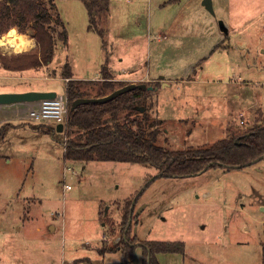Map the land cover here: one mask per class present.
Masks as SVG:
<instances>
[{
  "label": "rangeland",
  "instance_id": "374dc122",
  "mask_svg": "<svg viewBox=\"0 0 264 264\" xmlns=\"http://www.w3.org/2000/svg\"><path fill=\"white\" fill-rule=\"evenodd\" d=\"M111 1L112 27L109 31L105 20L101 28V56L113 54L121 79L145 76L155 60L160 29L196 25L191 38L180 35L166 42L165 66L171 68L174 60L178 75H168L176 81L147 103L161 122L160 145L171 151L205 148L232 130L244 133L264 122V0H213L216 16L191 10V20L185 0ZM58 11L64 19L60 3ZM67 30L76 51L82 34ZM6 35L33 40L31 28L25 34L30 38L18 28L0 39ZM32 48H0V55L12 58ZM133 64L135 71H123ZM0 75H10L1 63ZM34 83L40 88L52 84L64 94L60 81ZM46 124L36 128L46 131ZM9 130L0 146V264H127L123 247L110 249L121 244L130 201L132 238L185 244V254L157 255L159 264H264V159L245 168L156 178L159 170L142 164L64 162L65 134L57 142L30 129ZM143 259V247L136 246L130 264H143Z\"/></svg>",
  "mask_w": 264,
  "mask_h": 264
},
{
  "label": "trees",
  "instance_id": "16d2710c",
  "mask_svg": "<svg viewBox=\"0 0 264 264\" xmlns=\"http://www.w3.org/2000/svg\"><path fill=\"white\" fill-rule=\"evenodd\" d=\"M85 3L90 13V27L96 28L97 17L107 9L108 1L86 0ZM12 28H18L23 35L31 28L32 37L37 43L31 51L12 58L0 55L2 67L12 72L39 69L51 63L56 41H68V31L58 13L56 0H0V36L9 33ZM102 74L103 81L100 82L79 81L72 79L70 65L64 68V77L70 78L66 87L69 103L64 133L67 138L64 152L66 162L136 163L158 169L156 178H187L212 168H245L264 159V122L244 133L232 130L227 138L209 147L168 150L158 143L161 122L151 115L147 104L151 91L148 89L136 88L105 103H90L72 109V104L77 99L103 97L126 85L124 82L114 81L115 77L107 65L102 67ZM142 108L145 110L142 111ZM6 127L8 126L1 129L0 139ZM49 128L52 132L55 129L53 126ZM156 178L146 183L145 189ZM131 204L132 201L123 217L121 246L110 250L123 247V252L129 257L127 264H130L136 246L143 247V264H159L157 255L162 253L185 254L183 242L139 243L137 238H132Z\"/></svg>",
  "mask_w": 264,
  "mask_h": 264
},
{
  "label": "crops",
  "instance_id": "0c3cea01",
  "mask_svg": "<svg viewBox=\"0 0 264 264\" xmlns=\"http://www.w3.org/2000/svg\"><path fill=\"white\" fill-rule=\"evenodd\" d=\"M107 9L101 13V16L97 17V27L91 28V20H90V13L86 6V0H56V6L58 10V4H62L65 13V20L61 17V14L59 13L63 24L66 29H72L73 32L81 33L82 34V42L81 47H76L78 50H74V45L72 43V37H70V33H68V41L66 43L61 42L60 40L56 41L55 50H54V57L51 63H48L44 66H42L39 69H33V70H27L24 72H12L9 70H6L10 75H0V80H8L5 83L9 84H0V93H21V92H28V91H54L58 94L56 89L52 84L46 85L47 87L40 88L43 85L36 84L34 81H60L64 88V94L63 96H66V87L69 82L70 78H66L63 75V71L66 65H70L72 68L73 78L74 80L79 81H96L100 82L103 81V74H102V68L104 65H107L109 67V70L111 74L115 77L114 81L119 82H127L130 83H148V82H156L157 85H153V90L151 91V96H157L163 94L164 87H170L171 83L176 81L174 77H170L168 75H178V73L175 71L176 64L174 60L172 61L174 66L171 68L168 66H165V57L167 54L166 51V42H176L177 36L182 35L183 37L191 38V31L193 29H196V25L191 26L192 23L188 27H182L177 28V26H169L168 28L160 29L159 33L155 36L156 40V51H155V60L153 63L150 62L147 72L145 76L140 77H131V78H124L121 79L117 75V69L114 67L112 63V57L113 54L110 52H104V55L101 56V49H104V40L101 35H99V31L101 32L102 26L104 27V23L108 22V28L109 31L112 27V23H110V19L112 18V1L107 0ZM183 0H170L167 4H176V3H182ZM186 3H184V8L189 10L190 20H191V10H195L200 12L203 16H206L207 10L202 5V0H185ZM85 4V5H84ZM166 4V5H167ZM165 5V6H166ZM184 9V10H185ZM76 10V11H75ZM186 11H184L181 15ZM205 12V13H204ZM208 14V13H207ZM78 15L81 16V24H75L76 19L78 18ZM181 15L179 14L177 19L178 23L182 19ZM70 16V18H68ZM208 16V15H207ZM89 17V24L84 23L83 19H86ZM106 20V21H105ZM185 22V21H184ZM73 27V28H71ZM104 29V30H107ZM69 32V30H67ZM108 31V32H109ZM181 31V32H180ZM97 32V33H96ZM185 32L188 33L185 35ZM34 40V45L31 46V48H35L37 43ZM32 48V49H33ZM2 49V48H1ZM98 49V50H97ZM112 49V47L110 48ZM26 51V50H25ZM106 51V50H105ZM80 58L82 60H80ZM97 62V66L94 67V65ZM138 64V63H136ZM134 65L125 66L123 71L125 73L130 72L132 73L135 71ZM155 65H163L161 67L156 66L155 68L153 66ZM154 69V70H152ZM28 71H44L45 75H23L25 72ZM88 75V76H87ZM95 75V76H94ZM30 80L33 81V84H27L24 81ZM160 82V83H159ZM35 103H19V104H12V105H0V131L4 126L6 127V130L4 131L3 136L0 139V146L5 141V137L8 133L9 129H23L27 130L30 129L33 134L37 133H44L46 135H50L52 138V141H55V139L60 140L61 134H64L63 132L57 131V125L55 123H47L49 127L53 126L55 129L52 132L51 128H48L46 131H44L42 128L37 125H40L41 123H33L29 122L28 119V110L34 106ZM155 110V109H154ZM51 130V131H50ZM10 131V130H9ZM50 131V132H49ZM31 134V133H29ZM57 140V142H58ZM61 141V140H60ZM63 160H64V145L63 142ZM25 142L22 144L24 145ZM64 162H66L64 160ZM68 162V161H67ZM10 163V162H9ZM51 229H54L55 227L52 226ZM106 246H102L103 250ZM186 253V252H185ZM166 254V253H162ZM172 254H179V253H172ZM159 255V254H158ZM159 262V261H158ZM93 264V263H90Z\"/></svg>",
  "mask_w": 264,
  "mask_h": 264
},
{
  "label": "water",
  "instance_id": "95a60500",
  "mask_svg": "<svg viewBox=\"0 0 264 264\" xmlns=\"http://www.w3.org/2000/svg\"><path fill=\"white\" fill-rule=\"evenodd\" d=\"M202 5L204 8L210 12L212 15L216 16L215 9H214V2L213 0H202ZM221 30L225 34H229V29L226 26L223 20L218 21ZM148 89L150 91L153 90L152 86H148L145 83H131L125 85L121 88L116 89L112 93L103 96V97H86L80 98L73 102L72 109H76L80 105L90 104V103H105L113 98L122 95L128 91H132L134 89ZM57 93L54 91H28V92H21V93H0V105H12V104H19V103H35L44 99L55 98ZM145 109L142 108V111ZM57 131L63 132L64 131V124L60 123L57 125Z\"/></svg>",
  "mask_w": 264,
  "mask_h": 264
},
{
  "label": "built area",
  "instance_id": "2783aa9c",
  "mask_svg": "<svg viewBox=\"0 0 264 264\" xmlns=\"http://www.w3.org/2000/svg\"><path fill=\"white\" fill-rule=\"evenodd\" d=\"M68 114L69 103L67 97L63 95H57L55 98L38 101L28 110V119L33 123H62L65 127ZM63 145L65 151L67 146V138L63 140ZM68 170H70V168H65V172ZM65 188L70 189L71 187L66 185Z\"/></svg>",
  "mask_w": 264,
  "mask_h": 264
},
{
  "label": "bare ground",
  "instance_id": "6f19581e",
  "mask_svg": "<svg viewBox=\"0 0 264 264\" xmlns=\"http://www.w3.org/2000/svg\"><path fill=\"white\" fill-rule=\"evenodd\" d=\"M33 40H26L20 35H6L0 39V48L5 51H14L19 48L33 46Z\"/></svg>",
  "mask_w": 264,
  "mask_h": 264
}]
</instances>
